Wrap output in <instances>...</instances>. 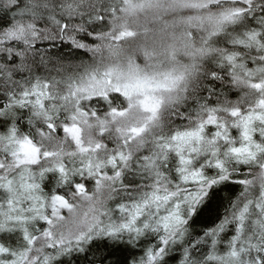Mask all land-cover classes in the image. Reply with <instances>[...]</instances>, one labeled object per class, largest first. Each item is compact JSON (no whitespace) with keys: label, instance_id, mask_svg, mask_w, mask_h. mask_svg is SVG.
Listing matches in <instances>:
<instances>
[{"label":"snow or ice","instance_id":"1","mask_svg":"<svg viewBox=\"0 0 264 264\" xmlns=\"http://www.w3.org/2000/svg\"><path fill=\"white\" fill-rule=\"evenodd\" d=\"M177 254L264 264V0H0V264Z\"/></svg>","mask_w":264,"mask_h":264},{"label":"trees","instance_id":"2","mask_svg":"<svg viewBox=\"0 0 264 264\" xmlns=\"http://www.w3.org/2000/svg\"><path fill=\"white\" fill-rule=\"evenodd\" d=\"M221 46H225L223 41H221ZM39 47L41 50H47L46 54L55 60L57 57H63L65 61L71 60L73 63H78L81 60L88 61L90 54L85 55L83 52L70 51L69 48L65 45L60 44L59 41H56L53 45L49 42L40 43ZM130 47H135V44L130 45ZM138 62H141V59L138 58ZM18 78V77H17ZM243 178V176H238ZM250 178V177H249ZM240 192L239 185H229L220 193V201L218 205V213L214 215L211 219L205 218L200 227H210L216 220L219 214H222L224 210L228 207L229 199H234ZM179 254H177V259L172 262V264H178Z\"/></svg>","mask_w":264,"mask_h":264},{"label":"rangeland","instance_id":"3","mask_svg":"<svg viewBox=\"0 0 264 264\" xmlns=\"http://www.w3.org/2000/svg\"><path fill=\"white\" fill-rule=\"evenodd\" d=\"M141 59V62H142V58H140Z\"/></svg>","mask_w":264,"mask_h":264}]
</instances>
